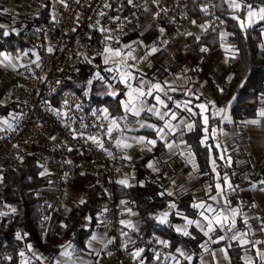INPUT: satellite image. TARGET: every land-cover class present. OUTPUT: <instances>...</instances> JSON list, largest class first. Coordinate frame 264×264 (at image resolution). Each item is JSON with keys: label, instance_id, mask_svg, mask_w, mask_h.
<instances>
[{"label": "crops", "instance_id": "crops-1", "mask_svg": "<svg viewBox=\"0 0 264 264\" xmlns=\"http://www.w3.org/2000/svg\"><path fill=\"white\" fill-rule=\"evenodd\" d=\"M31 7L24 0H0V34L6 36L10 32L17 33L24 30L25 34L30 33L31 36V44L23 48L14 50L0 48V102L2 103L10 101L8 92L13 86V82L10 80L12 72L19 70L25 58L33 62L37 56L35 50L37 42L34 36L38 22L32 28L29 25L39 19L36 12L33 14L30 12ZM152 14V8L147 6L139 19L135 36L138 44L143 43L147 47L155 46V44L158 46L156 37L145 34L149 28ZM204 23L194 20L192 24L189 23L185 31L175 34L163 47L158 46L171 55L173 68L157 66L153 62L152 54L144 56L138 50L135 51L136 56H128L126 48L132 43V39H126V36L121 38L113 48L114 51L118 50L121 53L120 56H114L105 51L96 55L100 66L108 73L105 79L111 82L107 95L112 98H119L121 113L113 116L105 107L108 110V116L112 124L115 120L116 125L122 122L127 125L116 140V145L126 160L119 181L126 180L127 185L119 184L123 186L133 185L136 174L135 162L142 157V150L153 149L157 144L153 146L147 141L163 142V149L154 154L153 160L144 166V171L148 179L168 195L171 193L170 196L176 198L182 195L190 196L189 204L193 209V215L179 214L180 220L173 225L175 231L181 234H189L191 228H195L204 236L197 259L192 261V255L185 256L172 252L175 261L180 264H233L228 248L235 244V247L239 248L241 252L239 255L241 260L238 264H264V220L254 217L247 206L250 204L264 209V190H262L264 185L260 184L262 180L256 178V174L264 166V116L260 115V112L264 111V100L258 106L254 117L241 119L238 122H235L230 114L232 100L227 105L217 106L219 127L210 133L205 131L207 125L204 123V118H208L209 105L214 104L209 78L219 88L225 81L229 80L232 73L227 61L231 55L226 56V50L234 49V46L227 42L228 34L221 32L219 45L213 49H207L198 63L192 64L189 54L184 51L186 37L188 35L199 37L207 30L196 34L199 28H203ZM262 44L264 46V28L262 29ZM5 56L8 59H5ZM106 57L108 58L107 63H105ZM127 73L131 74L132 79L122 82ZM20 76L22 77V75ZM155 84H159L163 91L152 89ZM129 85L133 89L145 92L152 90V95L140 97L135 101L137 107L144 109L155 107L159 113L168 112L169 115L161 119L154 112L147 110L141 111L139 116L133 115L125 108V104L130 100ZM157 96L164 100L163 105L157 103ZM200 104H204L206 109L199 108L198 105ZM185 105L191 111H188ZM197 112L200 113L204 125V134L200 141L204 140L205 136L208 139L210 136L216 138L215 145L219 157L226 166H232L233 173L237 177L236 182H233L230 176H225L222 180L216 181L214 193H210L208 181H199L196 155L187 142V134L193 129L189 130L188 125L192 124L194 127L192 117ZM171 113L176 114L175 120L171 118ZM168 124H171L175 131L166 127ZM142 125L150 126L142 127ZM161 128L164 129V132L158 134V129ZM141 138H143V142H140ZM124 144L130 145V147H123ZM168 144L173 145V147H167ZM129 157L130 159H128ZM212 161L214 160L210 161V165L214 168ZM149 163L152 164V167L148 166ZM246 181L248 183L244 185L243 183ZM92 184L90 176L82 174L74 176L66 183L64 204L58 211L50 215L47 227L44 229L46 242L51 241L60 224L64 221L72 222L77 218L76 204L81 203L82 200L85 201L88 188ZM226 189H230L236 194L238 205L230 206L227 203L224 196ZM39 194L46 200L51 199V191L47 187H42ZM213 196L216 197V200L211 199ZM122 199L133 204V209L129 212V217L125 222L126 230H128L126 238L131 247L134 233L140 225V218L135 203L128 200L127 197H122ZM201 203L204 204L203 208L195 207ZM167 204L176 206L173 200L167 201ZM209 206L211 211H209ZM174 208L170 206L168 211L171 213ZM233 210L237 213L235 217H233ZM205 216L209 219L215 217L221 220L226 216L228 223L220 227L215 224L213 219L212 228L214 230L209 231L208 220L204 219ZM167 218L164 217L162 220L157 218V220L164 223ZM233 219L235 220L234 226L232 225ZM238 220L241 221L243 227L237 225ZM84 225L88 227L90 222L85 220ZM106 229V225L97 218L82 247L77 248L72 241L68 240L54 256L35 248L32 244H28V251L20 253L19 264H107L109 249ZM129 231H132V234ZM213 233H216L215 238H212ZM234 235L237 236L235 240L231 238ZM222 236L225 237L223 240L228 245L220 244L214 247L210 245L214 241L221 240L220 237ZM241 241H247V243Z\"/></svg>", "mask_w": 264, "mask_h": 264}, {"label": "built area", "instance_id": "built-area-1", "mask_svg": "<svg viewBox=\"0 0 264 264\" xmlns=\"http://www.w3.org/2000/svg\"><path fill=\"white\" fill-rule=\"evenodd\" d=\"M24 1L39 12L34 36L37 56L33 62L25 58L12 77L9 99L18 103L21 116L14 125L0 128V191L6 187L5 172L15 170L26 154H33L48 176L44 187L51 191V199L43 198L38 208V225L45 229L50 215L64 204L66 183L78 174L90 176L100 191L97 218L107 227V264H180L157 235L139 241L134 236L129 246L125 222L133 204L116 195L126 165L116 140L126 123L113 125L101 107H91L78 93L62 87L76 79L82 56L113 49L121 38L135 32L147 6L153 14L145 34L156 37L161 47L194 21L190 1L196 3L208 29L219 25L217 0ZM247 206L254 217L264 220V209ZM8 212L9 208L0 206V232L7 227ZM11 259L8 242L1 238L0 264Z\"/></svg>", "mask_w": 264, "mask_h": 264}, {"label": "trees", "instance_id": "trees-1", "mask_svg": "<svg viewBox=\"0 0 264 264\" xmlns=\"http://www.w3.org/2000/svg\"><path fill=\"white\" fill-rule=\"evenodd\" d=\"M240 8L231 6V0H217L215 12L221 20V24L207 29L199 37L188 35L184 51L189 54L191 63L197 64L199 59L205 55L201 48L213 49L221 41L220 33L226 32L227 42L234 46L235 53L229 57L227 64L231 70V79L225 81L219 88L209 78L212 88L214 104L209 105L207 131L217 129L220 124L217 115V106L227 105L231 100L230 114L235 122L241 119L251 118L256 115L258 106L263 102L264 97V46L262 44V29L264 22L259 21L250 27H241L248 11V5H264V0H236ZM189 12L193 18L199 22H205V17L199 13V9L194 1L189 3ZM44 16L43 20H47ZM35 23H30L29 27H34ZM29 28V29H31ZM136 36V32L126 36L130 39ZM30 33L25 34L24 30L17 33H9L6 36L0 34V48L14 50L23 48L31 44ZM153 53V62L159 67L173 68L171 65V55L163 48ZM95 57V56H94ZM90 56H82L79 72L73 82H67L62 90L78 93L81 98L88 102L91 107L105 106L111 115L121 113L119 98H112L107 95L110 80L101 76L103 69L100 64ZM100 73V75H99ZM105 75V73L103 72ZM87 85L89 88L87 89ZM235 98V99H234ZM20 107L17 102H0V118L6 117L10 112H17ZM194 127L187 134V142L196 155L199 181H208L210 193H214V184L222 180L225 176H230L233 182L237 177L233 173L232 166H226L219 157L218 149L215 145L216 138L212 136L202 145L200 138L204 134V125L201 121L200 113L197 112L192 117ZM163 142H157L155 148L150 151L146 148L142 150V157L135 162L136 174L133 185L116 186L118 197H127L135 203L139 214L140 225L135 231L136 240H142L147 236L157 235L164 240L171 252H177L185 256L192 255L194 261L198 258L201 250L200 244L204 241V236L195 228H191L189 234H181L175 231L174 223L178 222L179 214L191 216L193 209L190 207V196L182 195L178 198L165 193L160 187L148 179L144 166L153 160V156L163 149ZM214 160V168L210 161ZM42 169L37 163L35 156L26 154L21 159L19 166L15 170L5 172L4 179L6 187L0 191V206L9 208L6 214L7 227L0 232V239H6L12 253L9 264H19L20 253L27 252V245L32 244L35 248L45 251L50 255H56L62 245L70 240L77 248L83 246L84 240L89 235L93 224L97 220L98 209L96 207L100 198L99 188L92 184L88 188L87 197L84 203L76 204L78 211L77 218L72 221H64L60 224L51 241L44 240V229L38 225L39 205L43 202V197L39 190L46 186L48 182L47 174L41 175ZM256 178L264 181V166L256 174ZM247 181L244 185H247ZM224 196L227 203L238 205L235 193L226 189ZM173 200L176 204L170 213L169 219L161 223L157 217L164 211H168L170 206L167 201ZM15 209V211H12ZM88 220L90 225L86 227L84 221ZM237 225L243 227L241 221ZM217 233V232H216ZM213 233L212 238L216 237ZM19 234V238H17ZM228 243L224 240L214 241L212 247ZM228 248L233 264L240 263V249L235 244Z\"/></svg>", "mask_w": 264, "mask_h": 264}, {"label": "snow or ice", "instance_id": "snow-or-ice-1", "mask_svg": "<svg viewBox=\"0 0 264 264\" xmlns=\"http://www.w3.org/2000/svg\"><path fill=\"white\" fill-rule=\"evenodd\" d=\"M128 3L129 4H132L133 3V0H128ZM231 6L233 8H236V9H239L240 8V4L237 3L236 0H231ZM105 7H109V5L106 4ZM248 8L250 9V11L248 13L249 17H258L259 19L264 20V8H260L259 9V14L256 11L251 10L252 9V6L251 5H248ZM101 15H103V13H101ZM241 27H245V25L242 24ZM160 31H161V33H163L164 32V29H161ZM165 43H167V42L165 41ZM158 50H159L158 48L152 47L151 50H150V52L148 53V55H151V54L157 52ZM49 51H52V49L50 48ZM201 51L202 52H206L207 49L206 48H201ZM105 52L106 53H111L114 56H120L121 55V53L118 50L114 51L113 49H110V48H105ZM5 59H8V57L5 56ZM107 62H108V58L106 57L105 58V63H107ZM128 79H132V76H131L130 73H127L126 74L125 80L122 81V82H126V80H128ZM229 79H231V78H229ZM129 88H130V92H129L130 100H129V102L127 104H125V108L129 112H131L133 115L139 116L140 115V112L143 111V110H147L149 112H154L156 115L160 116L161 119H164L165 116H168L169 115L168 112H165L163 114L159 113L155 109V107L148 108V109H144L143 107H137L136 106L135 101L138 100L140 97H144V96H147V95H152V90L151 89L149 91L145 92V91H141L139 89H133V88H131V85H129ZM152 89L159 90V91H163V89L161 88V86L159 84L153 85L152 86ZM133 94H135V95H133ZM169 99H171V97H169ZM156 100H157V103L158 104H161V105L164 104V100H162L159 96L156 97ZM65 103H67V101H65ZM141 103H142V101H141ZM229 103H231V101ZM185 107L187 109V106L186 105H185ZM198 107L201 108L202 110L206 109V106L204 104H200V105H198ZM187 110L188 111H191V109H187ZM221 111H223V109H221ZM104 112L107 113V109H104ZM260 115L261 116H264V111L260 112ZM171 118L173 120H175L176 119V114L175 113H171ZM207 121H208V118L205 117L204 118L205 125H207ZM5 123H6V121H5ZM252 123H255V121H252ZM113 124L118 127V125H116V121L115 120H113ZM147 126H150V125H142V127H147ZM166 127L170 128L172 131H175V128H173L171 124L166 125ZM188 128H189V130H191L193 128V125L192 124H189L188 125ZM111 131H112V129L110 128L109 129V132H111ZM205 131H207V128L205 129ZM163 132H164V129L163 128L158 129V134L159 133H163ZM90 139H95V138H90ZM207 139H208V137L205 136L204 137V140H202L201 143H204ZM140 142H143V138H141V141ZM147 143L155 146V144L157 143V141L156 140H149V141H147ZM123 147H130V145L124 144ZM167 147L172 148L173 145L168 144ZM148 150L150 151L151 149H148ZM128 159H130V157ZM212 163L214 165L215 164V161H212ZM148 166L149 167H152V164L149 163ZM41 175H43V173H41ZM119 183L120 184H123V185H127V181L126 180H121V181H119ZM260 184L261 185H264V181H260ZM253 187H256V186L253 185ZM262 190H264V189H262ZM169 195H171V193H169ZM211 199L212 200H216V197L213 196V197H211ZM81 203H84V201L82 200ZM121 203H124V202L121 201ZM170 206L171 207H175V205H170ZM195 207L203 208L204 207V204H202V203L201 204H197V205H195ZM211 210L212 209L209 206V211H211ZM12 211H15V209H13ZM201 215H203V213H201ZM235 215H237V213H236L235 210H233V217H235ZM165 216H167V213H165ZM204 219L205 220H208L209 231H213L214 230L212 228L213 219L215 220V224L216 225H219L220 227H223L225 224L228 223V217H226V216L223 218V220L218 219V218H215V217L213 219H209V217H207V216H205ZM121 223H124V222L121 221ZM189 223H191V221H189ZM232 225L233 226L235 225V220L234 219L232 220ZM229 230H231V229H229ZM185 234L187 235V233H185ZM17 238H19V234H17ZM231 238L235 240V239H237V236L234 235ZM220 239L223 240V239H225V237L222 236V237H220ZM241 242L242 243H247V241H241ZM29 247H31V246H29ZM69 247H70V245H69ZM141 251H143V250H141ZM221 251H224V250L221 249ZM65 254H67V253H65ZM135 255L136 256H139L140 255V252L135 253Z\"/></svg>", "mask_w": 264, "mask_h": 264}, {"label": "rangeland", "instance_id": "rangeland-1", "mask_svg": "<svg viewBox=\"0 0 264 264\" xmlns=\"http://www.w3.org/2000/svg\"><path fill=\"white\" fill-rule=\"evenodd\" d=\"M28 4V3H27ZM28 5H30V4H28ZM30 6H32V5H30ZM260 8H264V5H257V6H252V9L251 10H253V11H256L258 14H259V9ZM31 13L33 14V13H35L36 12V14H37V17H39V12H38V10H37V8H35L34 6H32L31 8ZM249 11H250V9L248 8V11H247V16H246V18L241 22L242 24H244L246 27H250V26H252V25H254L255 23H257L258 21H263L264 22V20H261V19H259L258 17H249V15H248V13H249ZM51 14V13H50ZM48 17H50V15H48ZM195 20V19H194ZM191 24H192V21H191ZM219 24H221V22L219 23ZM203 28H199L197 31H196V34H199V32H201V31H205V29H208L209 27H207V22H205L204 23V26H202ZM204 27H206V28H204ZM190 28V27H189ZM191 28H192V26H191ZM137 29H138V27H137ZM136 32V31H135ZM134 33V32H133ZM132 33V34H133ZM191 33H193V32H191ZM129 35H131V34H129ZM125 37V36H124ZM132 39V43H130L129 45H127V48H126V52L128 53V56H131V55H133V56H136L137 55V53H135V51L136 50H138V51H140V52H142L143 54H144V56H146V55H148V53L150 52V50H151V48L152 47H156V48H158V46L155 44V46L154 45H151V46H149V47H147V46H145L143 43L141 44V43H139L138 44V40L136 41L135 39H136V37H133V38H131ZM136 41V42H135ZM161 47H163V46H161ZM235 53V51H234V49H228V50H226V56H230V55H233ZM93 58H94V56H93ZM95 61H97V58H96V56H95V59H94ZM98 62V61H97ZM99 63V62H98ZM15 71H17V70H15ZM14 71V72H15ZM14 72H12V74L10 75V80L13 82V80H12V77H13V74H14ZM103 72L105 73V75L103 74ZM108 73L105 71V69H102L101 70V76H103V78H105V76L107 75ZM99 75H100V73H99ZM19 77V76H18ZM89 88V85H87V89ZM12 89V88H11ZM10 91L11 90H9V92H8V98H9V94H10ZM9 102V101H8ZM99 107H101V109H102V112H103V114L104 115H106V116H108V110H107V113H105L104 112V109H106L105 108V106H99ZM20 114H21V111L19 110V111H17V112H10L6 117H2V118H0V128H4V127H9V125H14L17 121H19V119H20ZM5 121H6V123H5ZM165 213H167V216H165ZM169 216H170V212L169 211H164V212H162L157 218H158V220H159V218L162 220L164 217H168L167 218V220L169 219ZM164 241V240H163ZM165 242V241H164Z\"/></svg>", "mask_w": 264, "mask_h": 264}]
</instances>
